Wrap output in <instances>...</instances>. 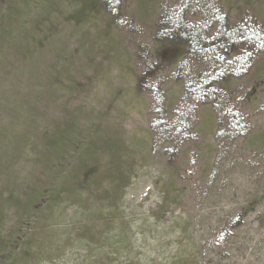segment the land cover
<instances>
[{"label": "rangeland", "instance_id": "374dc122", "mask_svg": "<svg viewBox=\"0 0 264 264\" xmlns=\"http://www.w3.org/2000/svg\"><path fill=\"white\" fill-rule=\"evenodd\" d=\"M180 12L194 29L178 24ZM14 17L28 54L0 71V128L20 108L13 132L23 136L24 101L54 95L42 112L72 124L69 151L100 125L118 133L131 162L118 196L100 187L41 206L44 240L16 264H264V70L244 99L264 51L249 68L235 53L246 28L264 27V0H19ZM231 110L243 117L235 137ZM23 152L25 189L30 174L46 173L33 172V149ZM7 212L3 234L15 221Z\"/></svg>", "mask_w": 264, "mask_h": 264}, {"label": "trees", "instance_id": "16d2710c", "mask_svg": "<svg viewBox=\"0 0 264 264\" xmlns=\"http://www.w3.org/2000/svg\"><path fill=\"white\" fill-rule=\"evenodd\" d=\"M17 2L19 0H0V49H3L0 50V71L4 73L21 63L28 54L27 47L22 44L24 41L13 34L15 27L11 25L13 23L11 20H15ZM175 19L178 24L185 25L188 29H194L195 25L188 23L182 12L178 13ZM36 30L39 32L41 29L37 27ZM223 31L225 30H219L217 35L221 36ZM225 33L230 34L231 32L225 31ZM195 35L200 38L198 34ZM190 38L191 40L188 39L190 45L195 47L196 42L199 41L192 40V35ZM241 39L240 42L245 44L237 46L235 53L241 52L239 58H243L245 64L248 59H253L257 53L261 55L264 51L263 26H249ZM2 44L4 48L1 46ZM249 67L250 65L246 64L244 68ZM262 70H264V65L259 64L254 74H251L252 83L245 92L244 99L262 84L260 80ZM54 94H57L56 89ZM3 101L7 102L6 99ZM24 103H27V108L22 109L23 107H21V109L28 118L27 128L25 127L28 132L22 130L23 136L13 132V127L16 124L15 118L17 115L19 116L18 109H20L15 107H12L13 110H16V112L14 111L16 114H13L15 118L8 121L5 127L0 128V264H16L18 261L22 263L35 253L34 246L38 248L44 238L39 232L43 228L35 226L34 221L40 218V208L45 203H49L51 200L53 202L54 199L61 196V193L74 196L77 192H96L95 189L100 187H103L107 194L109 193L108 197L112 198L115 194L118 196L125 183L124 179L127 180L130 177L127 175V170L129 171L131 167L129 158L126 159L128 157L127 147L122 144L117 132L104 131L102 126L96 125L89 137L86 136L84 141L79 140L82 143L80 146H74L69 151L68 146L75 142V137H73V141L69 140V136H73L72 124L68 123V128H61L58 121L49 120L48 114L42 112V109L48 111L57 105L56 96L49 95V97L37 101L25 100ZM0 107L2 109L3 105ZM234 111L229 112L230 118L228 116L227 120L229 118L231 121V136L235 137L243 133L244 124L242 114ZM4 113L10 117L11 112H8V109ZM25 114L22 113L21 116H25ZM40 117H44L45 120L40 123L41 127L37 125V118ZM28 134L31 137H27ZM24 135L26 136L24 137ZM18 142H21L19 146ZM84 142L85 144H83ZM24 145L30 150L33 149L34 158L31 160L35 168L33 172L44 171L46 173L41 178L37 174H30L25 189H23L24 184L17 178L19 171L16 170L17 156L24 154ZM67 157L72 159L70 164L73 166L65 167ZM103 161L105 163L101 167L100 162L103 163ZM47 174H50L51 176H49L53 179L45 178ZM166 198H169V193H164L161 201L166 202ZM7 209L12 211L15 221L13 226L3 234L2 226L8 213ZM242 221L243 218L240 215L233 219L232 224L216 237L215 244L222 248L233 234L235 227L240 226Z\"/></svg>", "mask_w": 264, "mask_h": 264}]
</instances>
